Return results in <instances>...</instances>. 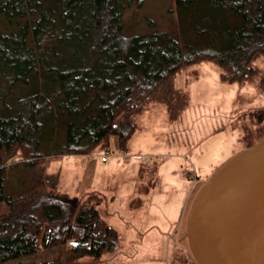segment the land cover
Segmentation results:
<instances>
[{
  "label": "trees",
  "instance_id": "1",
  "mask_svg": "<svg viewBox=\"0 0 264 264\" xmlns=\"http://www.w3.org/2000/svg\"><path fill=\"white\" fill-rule=\"evenodd\" d=\"M173 3L172 29L124 39L126 0H0V264H85L77 259L115 247L118 232L95 205L70 212L53 201L46 187L56 180L43 173L44 157L87 154L109 135L124 150L132 116L149 100L164 101L172 116L180 109L172 78L183 66L210 60L229 83L258 71L264 0ZM18 156L36 176L8 192L7 169ZM38 251L46 257L12 262Z\"/></svg>",
  "mask_w": 264,
  "mask_h": 264
},
{
  "label": "rangeland",
  "instance_id": "2",
  "mask_svg": "<svg viewBox=\"0 0 264 264\" xmlns=\"http://www.w3.org/2000/svg\"><path fill=\"white\" fill-rule=\"evenodd\" d=\"M126 2L124 39L175 26L173 0ZM253 63L258 71L249 80L231 83L220 81L219 67L210 60L183 66L172 78L181 97L180 109L172 116L164 101L149 100L132 116L136 128L124 150L117 147L116 136L109 135L87 154L42 159L43 173L56 180L55 189L46 187L54 194L53 201L70 212L80 202L93 204L118 232L112 250L98 257L85 255L77 259L79 263L198 264L182 238L190 202L216 167L264 132V115L259 118L264 111V86H260L264 59ZM15 159L19 163L6 173L8 192L36 176L34 170H25L21 157ZM24 171L25 176H19ZM4 209L0 202V211ZM59 252L61 247L54 254ZM46 255L38 251L12 262Z\"/></svg>",
  "mask_w": 264,
  "mask_h": 264
},
{
  "label": "water",
  "instance_id": "3",
  "mask_svg": "<svg viewBox=\"0 0 264 264\" xmlns=\"http://www.w3.org/2000/svg\"><path fill=\"white\" fill-rule=\"evenodd\" d=\"M182 238L198 264L264 263V134L198 188Z\"/></svg>",
  "mask_w": 264,
  "mask_h": 264
},
{
  "label": "flooded vegetation",
  "instance_id": "4",
  "mask_svg": "<svg viewBox=\"0 0 264 264\" xmlns=\"http://www.w3.org/2000/svg\"><path fill=\"white\" fill-rule=\"evenodd\" d=\"M198 181H199V182H198L199 184L202 183V181H201L200 179H198ZM197 186H198V185H196V187H197ZM196 187H195V188H196ZM198 187H199V186H198ZM186 214H187V213H186ZM185 219H186V217H185ZM185 224H186V221H185Z\"/></svg>",
  "mask_w": 264,
  "mask_h": 264
},
{
  "label": "built area",
  "instance_id": "5",
  "mask_svg": "<svg viewBox=\"0 0 264 264\" xmlns=\"http://www.w3.org/2000/svg\"><path fill=\"white\" fill-rule=\"evenodd\" d=\"M187 171V170H189V168L188 167H184V171ZM194 177H196L195 175H194Z\"/></svg>",
  "mask_w": 264,
  "mask_h": 264
},
{
  "label": "crops",
  "instance_id": "6",
  "mask_svg": "<svg viewBox=\"0 0 264 264\" xmlns=\"http://www.w3.org/2000/svg\"><path fill=\"white\" fill-rule=\"evenodd\" d=\"M192 192V191H191ZM186 210V209H185ZM185 213V212H184ZM184 217H185V215H184Z\"/></svg>",
  "mask_w": 264,
  "mask_h": 264
},
{
  "label": "bare ground",
  "instance_id": "7",
  "mask_svg": "<svg viewBox=\"0 0 264 264\" xmlns=\"http://www.w3.org/2000/svg\"><path fill=\"white\" fill-rule=\"evenodd\" d=\"M264 264V263H263Z\"/></svg>",
  "mask_w": 264,
  "mask_h": 264
}]
</instances>
